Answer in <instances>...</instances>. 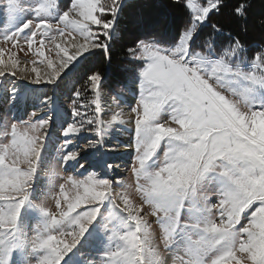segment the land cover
<instances>
[{
	"label": "snow or ice",
	"instance_id": "snow-or-ice-1",
	"mask_svg": "<svg viewBox=\"0 0 264 264\" xmlns=\"http://www.w3.org/2000/svg\"><path fill=\"white\" fill-rule=\"evenodd\" d=\"M172 6L178 25L147 15L144 0L0 4L11 25L0 34L10 45L7 60L0 48V104L25 102L16 79L52 92L0 121V264H264V0ZM125 17L138 34L102 103L111 73L92 60L111 64ZM13 50L51 71L32 59L24 75ZM73 74L79 87L62 92ZM116 131L132 136L139 202L101 155Z\"/></svg>",
	"mask_w": 264,
	"mask_h": 264
},
{
	"label": "rangeland",
	"instance_id": "rangeland-1",
	"mask_svg": "<svg viewBox=\"0 0 264 264\" xmlns=\"http://www.w3.org/2000/svg\"><path fill=\"white\" fill-rule=\"evenodd\" d=\"M3 3H5V0H0V4H3ZM152 11H155V9H152L149 12H152ZM158 14H159L158 11L157 12L155 11L153 15H158ZM125 19H126V21H125V23L121 24V27H120V30L118 32L117 37L112 41V47L110 48V50L113 48L114 45L116 47V45L119 44L118 43L119 42V39H121V37L124 35V33H125L124 31L127 28H130L131 32H134L133 34H135L137 32L136 28L133 25H131L130 23H128V18L125 17ZM10 26L11 25L7 22L6 17L0 16V34H2V32L7 27H10ZM137 34H135V35H137ZM45 43L48 44L47 41ZM49 47H51V46L49 45ZM0 48H4L6 50L5 51L4 58L5 59H8L10 53L7 51V49L10 48V45L0 44ZM13 51L16 52V56L14 58L20 59V61H21L20 67L21 68H24V75H29V74L34 75V74L31 73V68L33 67V64L31 63V60L32 59H36L37 60V64L35 65L36 67H38L40 69H43L45 72L46 71H51V69H48L46 67V61H44V63H40V61H42L44 58L43 57H37V56H35L34 51L28 52V54H27V60H25V56H24V53L23 52H20L19 50H13ZM45 53H46V55L49 54L47 48L45 49ZM98 60H97V63H98ZM121 61H122L121 65H123V64L125 65L126 62H127V57L125 55L123 57L121 56ZM92 64L93 65H96L95 63H92ZM41 72L43 73L42 70H41ZM74 75L75 74H73L71 76V78H73ZM18 76H19V73H18ZM12 81H13V78L12 77H7L6 80H5V82L3 83L2 87L3 88H10L12 86V83H11ZM14 82L16 83V85L18 87H21V89H22L23 92H24V88H25V93H26L25 94V102L22 103V104H20V105H22L23 108H26L27 109L26 111H29L30 108H32V106L35 105L34 99H38V98H34L33 92L31 91L30 87L32 89L43 88V90H44L43 95L45 93H47L48 95H52V92L49 90L50 89V86L48 88H46L44 85H29L27 87H24V84H25L24 80H22V79H16ZM111 85H113V84H111ZM30 94H31V96H30ZM129 94H127V95H129ZM0 95H2V92H0ZM105 98L107 100L110 99V97H107V96H105ZM102 100H103L102 103H105L104 97H103ZM26 111L22 112L18 116H23ZM45 111H47V110H45ZM9 112H14V109L12 110V108H10L9 106H5L3 104H0V121H2V115L3 114H4L3 115V118L4 117H8L10 119ZM53 130H55V134H53L52 131H51L52 139H53V142H57L58 139H59V127H56V125L54 124ZM2 131H3L2 124H0V132H2ZM111 134H112V137H113L112 139L109 138L111 136ZM111 134L106 138V143H107V148L108 149H112V150H110V151L109 150H106L105 152L101 153V155H103L104 158L109 159V160H112V161H115L118 164L121 161L124 162V163H126V168H124V170L121 171V172H119V173H124L123 175H125L126 180H127V183L129 185V189H128L129 193L133 196V198L137 202H139L140 197L134 191V189H135V177L132 175V173L130 171H128V167H129L130 161H131L132 156L134 155V153L128 159H127V157H125V150H127V149L130 148L129 145L132 142V136L127 131H116V132H113ZM2 140H3V137L0 136V141H2ZM86 144H87L86 134L82 135L80 138H78L74 142V146H79L81 148H84L86 146ZM91 151H92L91 149L88 150L89 153ZM81 154L84 155L83 152ZM112 155H114V156H112ZM60 172H61V177L64 176V175L69 174V173L63 172V170H60ZM44 179L47 180V175L46 174L44 176ZM57 182H62V180H60V178L58 177L57 178ZM119 190L120 189H117V191H119ZM48 204H49V206H52V200L51 199L48 200ZM145 208L147 210V206H145ZM153 219L154 218L149 217V220L150 221H152ZM153 232L155 234H158V232H159L158 226L156 224H154V223H153ZM161 250L163 251L162 245H161Z\"/></svg>",
	"mask_w": 264,
	"mask_h": 264
},
{
	"label": "trees",
	"instance_id": "trees-1",
	"mask_svg": "<svg viewBox=\"0 0 264 264\" xmlns=\"http://www.w3.org/2000/svg\"><path fill=\"white\" fill-rule=\"evenodd\" d=\"M144 3L150 5V7H146L144 9L147 15H153L155 11L156 12L158 11L159 14H170L171 16L174 17L176 24L177 25L180 24L181 19H182L181 13L179 12L178 9L172 6V0H144ZM152 9H155V11L149 12ZM124 32H125L124 35L121 37V39H119V42H118L119 44H117L116 47L114 45L113 48L109 52V55L111 56L110 65L106 61H104L102 56H96L92 60V63H95L96 65L98 64L97 66H99L100 68L108 69L110 71L111 74L109 75L108 80H109V83L113 84L114 86H115L116 79L118 78V70L122 66H124V64L121 65L122 63L121 56L123 57L125 55L126 48L128 46H131L132 41L136 37L135 34H137V32L133 34L134 32H131L130 28H127ZM255 38H258V34H256ZM97 60H98V63H97ZM77 80L74 84L75 87H79Z\"/></svg>",
	"mask_w": 264,
	"mask_h": 264
},
{
	"label": "bare ground",
	"instance_id": "bare-ground-1",
	"mask_svg": "<svg viewBox=\"0 0 264 264\" xmlns=\"http://www.w3.org/2000/svg\"><path fill=\"white\" fill-rule=\"evenodd\" d=\"M7 60V59H6ZM42 71H43V73L45 72L43 69H41ZM42 73V74H43ZM24 94H26L25 93V88H24ZM127 97V100H128V103H131L132 101H133V96L131 95V93L129 94V95H127L126 96ZM104 99H105V103H107V102H110V99H106L105 97H104ZM103 101V100H102ZM27 109L26 108H23V106L22 105H19L18 106V108H16V109H14V113L18 116V115H20L22 112H24V111H26ZM110 139H112L113 137H112V134H111V136L109 137ZM116 151V150H115ZM114 151V152H115ZM133 153H134V151H133V149L130 147L129 149H127V150H125V157H127V159L131 156V155H133ZM113 154V153H112ZM115 155V154H114ZM114 155H112V156H114ZM111 157V156H110ZM120 164V168L118 169V171L119 172H121V171H123L124 170V168H126V163H124V162H120L119 163ZM121 174H124V173H121Z\"/></svg>",
	"mask_w": 264,
	"mask_h": 264
},
{
	"label": "built area",
	"instance_id": "built-area-1",
	"mask_svg": "<svg viewBox=\"0 0 264 264\" xmlns=\"http://www.w3.org/2000/svg\"><path fill=\"white\" fill-rule=\"evenodd\" d=\"M76 78H78V74H75V75L73 76V79H75L74 82H73V84L75 83ZM71 83H72V82H71ZM73 84H72V85H73ZM67 89H70V88H68V87H67V88H64V87L62 86L61 91H62V92H63V91H67ZM103 95H105V94H103ZM107 97H109V96H107ZM88 98L91 99L90 96H89Z\"/></svg>",
	"mask_w": 264,
	"mask_h": 264
}]
</instances>
